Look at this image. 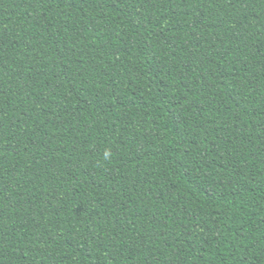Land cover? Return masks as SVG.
Returning <instances> with one entry per match:
<instances>
[{"label":"trees","instance_id":"16d2710c","mask_svg":"<svg viewBox=\"0 0 264 264\" xmlns=\"http://www.w3.org/2000/svg\"><path fill=\"white\" fill-rule=\"evenodd\" d=\"M0 264H264V0H0Z\"/></svg>","mask_w":264,"mask_h":264},{"label":"clouds","instance_id":"9594fccd","mask_svg":"<svg viewBox=\"0 0 264 264\" xmlns=\"http://www.w3.org/2000/svg\"><path fill=\"white\" fill-rule=\"evenodd\" d=\"M105 155H107V153Z\"/></svg>","mask_w":264,"mask_h":264}]
</instances>
